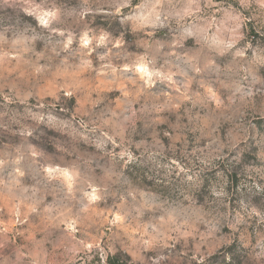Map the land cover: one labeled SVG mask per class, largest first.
<instances>
[{
    "label": "rangeland",
    "instance_id": "374dc122",
    "mask_svg": "<svg viewBox=\"0 0 264 264\" xmlns=\"http://www.w3.org/2000/svg\"><path fill=\"white\" fill-rule=\"evenodd\" d=\"M0 264H264V0H0Z\"/></svg>",
    "mask_w": 264,
    "mask_h": 264
}]
</instances>
